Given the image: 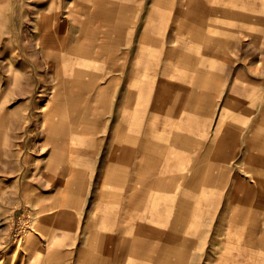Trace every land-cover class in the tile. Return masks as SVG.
Returning a JSON list of instances; mask_svg holds the SVG:
<instances>
[{
  "label": "rangeland",
  "instance_id": "1",
  "mask_svg": "<svg viewBox=\"0 0 264 264\" xmlns=\"http://www.w3.org/2000/svg\"><path fill=\"white\" fill-rule=\"evenodd\" d=\"M70 1L0 0V264H49L55 257L50 247L56 245L77 251L60 255L58 263L86 264L95 259L87 246L96 245L92 235L99 206L116 199V194L124 199L132 194L122 190L121 182L133 176L113 163V155L123 147L129 153L130 144L136 147L132 151L144 145L140 134L145 125L119 124L133 116L119 108L120 103L127 107L134 100L126 96L125 83L132 80L135 85L130 88L136 91L146 72L157 70L160 76L162 69H180L167 58L169 46L185 43L186 52L201 57L202 69L216 71V107L207 118L206 136L214 137L215 127L223 135L240 113L222 109L237 73L245 71L255 86L249 100L264 102V0H110L117 11L126 3L134 7L130 24L120 33L124 44L102 52L90 45L82 52L87 60L79 62L65 60L81 52L64 45V31L55 28L82 0ZM101 1L105 2L101 6L108 5V0ZM11 11L15 20L8 24ZM53 12L55 20H50ZM150 12L152 47L141 44L145 15ZM93 24H88L90 41L97 31ZM135 38L137 44H125ZM113 52L117 59H108L106 55ZM23 54L36 60L23 61ZM121 74L127 77L120 79ZM249 118L250 127L257 124L264 136V110L252 111ZM243 124L247 127V122ZM130 135H135L131 141ZM134 178L143 187L145 174L138 172ZM159 224L105 223L115 235L114 243H109L116 246L114 263L151 264L145 258V235L150 225L157 229ZM124 225L136 231L129 237L136 241L135 254L127 253L132 242L126 235L118 238L117 231ZM156 247L153 243L151 258ZM222 247L218 243L212 256L222 255ZM170 251L168 264H193L190 252Z\"/></svg>",
  "mask_w": 264,
  "mask_h": 264
},
{
  "label": "crops",
  "instance_id": "2",
  "mask_svg": "<svg viewBox=\"0 0 264 264\" xmlns=\"http://www.w3.org/2000/svg\"><path fill=\"white\" fill-rule=\"evenodd\" d=\"M11 1L7 0V3ZM109 1L107 6H101L105 3L101 0H93L92 4L87 0L85 3L77 1L76 9L66 14L69 17L65 16L63 24L55 27L64 31L61 37L64 45L76 46L81 52L78 57L69 55L65 60H87L82 52L90 45L102 52L106 47L124 44L120 43V33L130 24L134 7L126 3L117 11L112 0ZM91 6L92 11H88ZM13 13L11 11L7 16L8 24L15 20ZM56 14L50 13L49 19L55 20ZM151 19V12L146 13V27L141 33L144 40L141 44L148 47L153 46ZM91 21L94 22L91 28L96 27L97 31L93 32L95 38L90 41L88 24ZM137 43V38L125 42L128 46ZM184 46L185 43L181 42L166 49L167 58L171 63H177L180 69H162L160 76L157 70L151 74L146 72L143 74L146 80L136 91L131 90L135 85L130 83L132 80L125 83L129 86L126 96L130 95L134 100L127 107L120 103L119 108L123 106L124 111L133 116L119 124L145 125L144 133L140 134L144 145L132 151L136 147L130 144L129 153L123 147L113 155V163L122 172L133 176L129 182H121L122 190L125 192L131 188L132 194L129 199H124L121 193L116 194V199L99 206L98 226L92 233L96 245L87 246L88 253L95 254V261L88 259L86 264H115L116 246L109 245L114 243V231L104 224L118 221L160 223L157 229L150 225V232L145 235V258L151 264H168L170 248L190 252L194 255L193 264H264V136L257 124H254L257 128L248 124L250 113L264 110V102L249 100L255 86L248 81L245 71L237 73L230 83L228 100L222 109L240 110V113L235 114L237 117L223 135H219L215 127L214 137L206 136L207 118L212 107H216V71L211 67L202 69L201 57L186 52ZM23 55V61L36 60L34 55L32 59ZM110 55H106L108 59H117L116 52ZM120 57L125 59L123 54ZM208 59L211 60V54ZM124 76L121 74L119 78ZM129 76L131 79L135 77L134 74ZM255 120L257 118L252 119ZM134 136L130 135V141ZM138 172L145 174L143 187H138L134 178ZM117 232L119 239L126 235L127 241L132 242L127 253L135 254L136 241L129 237L136 231L124 225ZM153 243H157L155 258L149 256ZM218 243L223 245L222 255L215 258L212 255ZM82 251L85 253V247ZM50 252L55 257L49 264H70L58 263L59 256L77 251L73 246L56 245L50 247ZM157 254L160 256L156 257Z\"/></svg>",
  "mask_w": 264,
  "mask_h": 264
},
{
  "label": "bare ground",
  "instance_id": "3",
  "mask_svg": "<svg viewBox=\"0 0 264 264\" xmlns=\"http://www.w3.org/2000/svg\"><path fill=\"white\" fill-rule=\"evenodd\" d=\"M233 25L231 24V27H232ZM232 97H233V95H232ZM235 132V131H234ZM217 148L219 149V144L217 145ZM223 170V169H222ZM219 174V173H218ZM221 177V176H220ZM232 180V179H231ZM235 180V179H234ZM217 181V180H216ZM217 183V182H216ZM216 185V184H215ZM228 185V184H227ZM130 190L129 191H131V188H129ZM127 192V191H126ZM132 193V192H131ZM187 194V193H186ZM128 195H129V193H128ZM230 195V194H229ZM234 212V211H233ZM249 212V211H248ZM185 214V213H184ZM239 214V213H238ZM183 215V214H182ZM186 216V215H185ZM236 216V215H235ZM175 217V216H174ZM230 217V216H229ZM235 218V217H234ZM239 218V217H238ZM233 219V218H232ZM185 220V219H184ZM231 220V219H230ZM234 220V219H233ZM181 221V220H180ZM180 223V222H179ZM183 223V222H182ZM254 223V222H253ZM145 225V224H144ZM144 227V226H143ZM171 227H172V225H171ZM176 227V226H175ZM152 228V227H151ZM154 228V227H153ZM152 228V229H153ZM177 229V228H176ZM174 232V231H173ZM171 238V237H170Z\"/></svg>",
  "mask_w": 264,
  "mask_h": 264
}]
</instances>
